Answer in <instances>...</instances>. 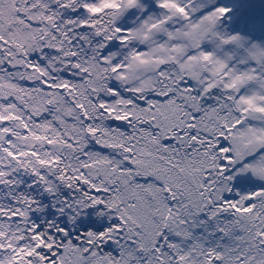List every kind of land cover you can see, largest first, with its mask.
Wrapping results in <instances>:
<instances>
[{
	"label": "snow or ice",
	"instance_id": "snow-or-ice-1",
	"mask_svg": "<svg viewBox=\"0 0 264 264\" xmlns=\"http://www.w3.org/2000/svg\"><path fill=\"white\" fill-rule=\"evenodd\" d=\"M0 264H264V0H0Z\"/></svg>",
	"mask_w": 264,
	"mask_h": 264
}]
</instances>
